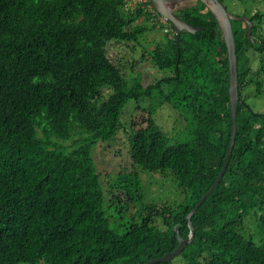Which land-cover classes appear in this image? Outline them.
<instances>
[{"label":"trees","instance_id":"obj_1","mask_svg":"<svg viewBox=\"0 0 264 264\" xmlns=\"http://www.w3.org/2000/svg\"><path fill=\"white\" fill-rule=\"evenodd\" d=\"M131 1L0 0V264H144L191 235L187 216L216 181L231 139L227 46L214 14L191 0L174 11L200 30L183 31L177 43L171 22L161 21L165 38L149 51L154 66L171 74L148 85L141 73L127 78L107 45L156 28L137 23L155 17L146 9L151 0L134 8ZM245 1L255 42L245 21L232 22L240 79L235 147L219 186L192 217L184 264H264V114L243 96L249 86L264 89V12L260 0ZM131 99L138 108L148 101L144 124L126 139L134 167L170 170L186 198L175 208L148 204L140 222L119 232L93 150L116 141ZM165 104L183 118L176 136L155 119ZM106 181L130 200L134 186L141 191L136 169Z\"/></svg>","mask_w":264,"mask_h":264},{"label":"rangeland","instance_id":"obj_2","mask_svg":"<svg viewBox=\"0 0 264 264\" xmlns=\"http://www.w3.org/2000/svg\"><path fill=\"white\" fill-rule=\"evenodd\" d=\"M245 2L249 4V0H246ZM194 3L195 1L188 0L177 7L181 9ZM224 4L231 13L236 16H243V5L246 4L242 3L243 5H241L239 0H225ZM130 5L131 8H134L137 4L135 5V2L132 1ZM257 8L264 12V0L258 2ZM158 19L159 17H154L152 20L146 18H140L138 20L137 23L149 28H152L154 25L156 26L155 29L149 30L143 34L138 41L118 42L111 40L107 45L108 57L115 65H117L123 75L127 78H132L135 77L137 73H141L144 85L153 83L157 79L171 74L167 69H160L154 66L149 56V51L154 47L156 41L160 42L165 38L164 27L159 25ZM262 31L264 32V29H262ZM255 66H257V63ZM243 96L253 110L264 114V89L263 92L256 93L255 89L252 86H249L244 91ZM146 104L148 105L147 100H145L142 108H138L134 99L129 100L121 115V121L124 128L123 131L119 133L116 141H114V143L113 140L106 141L108 146H101V143L99 142L93 150V158L97 165V169L101 174L105 194L107 201L109 202L108 204H112L111 200H114L115 202V205L112 204L114 206L109 209L107 208L110 225L116 230L121 227L119 232H122V228H125L132 222H140L142 220V215L146 213V206L148 204H167L175 208L183 204L186 198V193L179 187L177 178L170 170L161 174L146 171L139 165L134 167L132 158L126 147V139L129 134H133L135 131L134 129H136L139 124H144V122H141L143 118L146 119L147 117V112L144 111V109L148 108ZM155 119L171 136L180 134L182 125H184L182 122L183 118L169 104H165L157 110ZM184 136L185 135L181 136V138ZM135 169L138 170L140 175V192L144 196L143 200L137 198V194L140 193L137 186H134L129 193L133 197V200L128 199L125 190L120 188L110 189L108 187L109 181H106L107 174L115 177V174L117 173L128 174ZM161 223L162 220L158 218L157 224L161 225ZM246 226L247 228L253 226L252 220H248ZM183 260L182 256H177L170 264H184Z\"/></svg>","mask_w":264,"mask_h":264},{"label":"water","instance_id":"obj_3","mask_svg":"<svg viewBox=\"0 0 264 264\" xmlns=\"http://www.w3.org/2000/svg\"><path fill=\"white\" fill-rule=\"evenodd\" d=\"M188 0H151L153 7L157 10L159 14L168 19L177 35V43L179 42V38L183 31H188L190 33H195L200 28L188 23L180 16L175 13V8L183 2ZM203 2L206 7L214 14L224 36V40L227 46L228 52V64H229V74H230V83H229V96H230V110H231V120H232V128H231V139L229 143V147L227 150V155L224 161V165L222 170L220 171L216 181L212 185L210 191H208L202 199L198 202L195 208L188 214L187 219L189 221V225L191 228V235L183 239L179 235V246L171 253H168L164 256L154 258L145 262L144 264H157L161 262H169L174 259L176 256H179L188 242L191 239V236L194 234L193 226H192V217L197 212L199 207L202 205L204 200L208 197L210 193H212L220 184L227 167L230 162V158L233 154V150L235 147V141L238 132V124H237V111L238 105L240 102V92H239V58L237 55V46L235 41L234 29H233V21L241 20L247 23L246 27V35L249 37L252 42H255V39L252 36V27L254 25L253 21L248 16H236L231 13L223 1L221 0H199ZM177 228V227H175Z\"/></svg>","mask_w":264,"mask_h":264},{"label":"clouds","instance_id":"obj_4","mask_svg":"<svg viewBox=\"0 0 264 264\" xmlns=\"http://www.w3.org/2000/svg\"><path fill=\"white\" fill-rule=\"evenodd\" d=\"M132 1H134V0H132ZM131 1V2H132ZM135 2V1H134ZM143 3H147L148 4V0H146V2H143ZM131 4V3H130ZM129 4V5H130ZM137 3L135 2V5H136ZM146 9H148L149 11H151L153 14H154V16L155 17H159V19H158V21H159V23L161 22V21H163L162 19L163 18H165L164 16H162L161 14H159L158 15V12H157V10L153 7V5H152V2L150 3V4H148L147 5V8ZM166 19V18H165ZM167 21H169L168 19H166ZM165 31H166V29H165ZM168 32H170V30L168 31Z\"/></svg>","mask_w":264,"mask_h":264},{"label":"built area","instance_id":"obj_5","mask_svg":"<svg viewBox=\"0 0 264 264\" xmlns=\"http://www.w3.org/2000/svg\"><path fill=\"white\" fill-rule=\"evenodd\" d=\"M134 1H135L136 3H137V2H142V3H143V2H146V0H134ZM163 21H166V19H163ZM166 31H167V30H166ZM167 32H168V31H167Z\"/></svg>","mask_w":264,"mask_h":264}]
</instances>
